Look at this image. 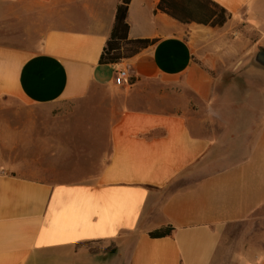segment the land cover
<instances>
[{"label":"crops","instance_id":"obj_1","mask_svg":"<svg viewBox=\"0 0 264 264\" xmlns=\"http://www.w3.org/2000/svg\"><path fill=\"white\" fill-rule=\"evenodd\" d=\"M120 1L0 0V264H264V217L258 246L239 237L264 207V125L226 149L195 121L216 86L196 59L224 18L264 38V0H130L128 38L154 42L99 64ZM103 243L122 262H88Z\"/></svg>","mask_w":264,"mask_h":264},{"label":"rangeland","instance_id":"obj_2","mask_svg":"<svg viewBox=\"0 0 264 264\" xmlns=\"http://www.w3.org/2000/svg\"><path fill=\"white\" fill-rule=\"evenodd\" d=\"M25 17L34 16L29 14L25 15ZM11 25L7 27L14 29L15 25ZM258 49H264V38L258 31L250 24L239 19L232 20L227 18L225 20L224 18L222 25L219 26L212 36L210 47L204 49L202 54L199 55V60L196 59V61L209 69L215 79L216 86L209 109L200 111L195 121L200 122L201 120L200 130L209 137L223 138L226 149L231 146L232 142L226 143L224 137H230V140H235L234 138L238 136H254L255 126L258 123L264 125V68L253 61ZM10 104L18 106V103L14 101H10ZM34 112L36 114H47L50 111L47 108H36ZM54 112L61 116L75 117L76 121L72 125L75 133L84 129L85 124L81 121L83 117L80 115L82 112L80 113L78 105L60 103L55 105ZM78 113L80 114L78 115ZM71 177H74V175H57L59 179H70ZM241 186L237 184L232 188L236 190ZM246 187L243 186V188ZM241 193V191H235L233 192V197L237 198ZM173 214L178 219L177 215ZM250 215L251 221L247 222L245 227L242 226L239 237L241 238L242 236V240L245 239L248 245L251 244V240L253 242L255 240L258 246L262 234L259 230L261 223L257 220L261 219L262 216L264 217V207L256 209ZM252 225L255 226L254 230L256 232L250 235ZM244 229L246 230L245 234ZM116 248L117 246L113 243H103L100 246H94L91 249L92 254L100 249L103 251L106 249L108 252L105 254L104 251L101 256L90 255L88 262L93 260L110 262L115 258L120 259L119 262H122L126 253L123 249H119L117 254H114L117 251Z\"/></svg>","mask_w":264,"mask_h":264},{"label":"trees","instance_id":"obj_3","mask_svg":"<svg viewBox=\"0 0 264 264\" xmlns=\"http://www.w3.org/2000/svg\"><path fill=\"white\" fill-rule=\"evenodd\" d=\"M130 0H121L116 7L114 24L111 33L102 49L98 63L113 64L118 63L123 59L130 58L136 55L141 49H144L151 44L153 40L149 39H129L128 24L126 23V13ZM174 228L167 225L148 233L151 238H161L171 235Z\"/></svg>","mask_w":264,"mask_h":264},{"label":"built area","instance_id":"obj_4","mask_svg":"<svg viewBox=\"0 0 264 264\" xmlns=\"http://www.w3.org/2000/svg\"><path fill=\"white\" fill-rule=\"evenodd\" d=\"M128 70L127 69H122V70H117L114 75V83L116 85H122L126 80H128Z\"/></svg>","mask_w":264,"mask_h":264},{"label":"water","instance_id":"obj_5","mask_svg":"<svg viewBox=\"0 0 264 264\" xmlns=\"http://www.w3.org/2000/svg\"><path fill=\"white\" fill-rule=\"evenodd\" d=\"M253 61L255 64H257L258 66L264 68V50L263 49H259L254 58Z\"/></svg>","mask_w":264,"mask_h":264}]
</instances>
